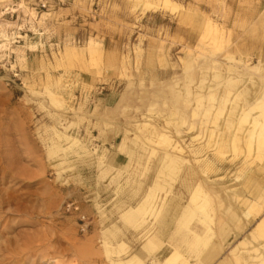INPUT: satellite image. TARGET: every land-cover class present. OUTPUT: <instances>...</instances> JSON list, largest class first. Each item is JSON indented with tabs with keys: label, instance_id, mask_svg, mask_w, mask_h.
Instances as JSON below:
<instances>
[{
	"label": "rangeland",
	"instance_id": "obj_1",
	"mask_svg": "<svg viewBox=\"0 0 264 264\" xmlns=\"http://www.w3.org/2000/svg\"><path fill=\"white\" fill-rule=\"evenodd\" d=\"M169 1L192 11V18H180L162 0H0V195L11 201L0 209V264H109L104 238L124 240L130 250L144 244L119 217L141 200L160 167L157 156L147 160L141 141L134 139L135 117L147 109L148 125L157 128L172 111L185 118L179 135L172 125L165 132L181 144L209 196L213 222L203 224L207 230L221 221L231 226L215 259L260 264L264 237L255 227L264 221V198L260 212L248 207L260 189L264 192V155L261 160L244 150L234 158L230 152L218 155V136L209 139L212 118L204 116L209 104L203 97L192 117L195 94L185 100L182 88L189 71L195 93V82L214 59L221 72L217 97L224 78L244 71L242 63H258L264 0ZM203 20L215 26L217 48L211 36L201 37ZM206 78L205 85L214 82ZM46 90L62 101L60 108L48 102ZM58 120L87 153L76 146L65 154L47 153L52 141L66 144L56 132L62 130ZM247 174L253 176L249 182ZM177 180L162 205V244L151 250L155 262L172 253L192 255L181 221L186 214L202 219L189 202L190 182ZM238 207L249 211L240 213V229L229 221Z\"/></svg>",
	"mask_w": 264,
	"mask_h": 264
},
{
	"label": "bare ground",
	"instance_id": "obj_2",
	"mask_svg": "<svg viewBox=\"0 0 264 264\" xmlns=\"http://www.w3.org/2000/svg\"><path fill=\"white\" fill-rule=\"evenodd\" d=\"M20 1L23 2V0ZM137 1L143 0H135V2ZM162 2L164 7L172 11H177L180 18L185 20H190L192 18L193 12L189 9H182L169 0H162ZM200 26V28H202L201 37L203 38L207 35L211 36L212 44H214V48H217V43L220 41V38L216 34L215 26L211 22L205 20L202 21ZM8 44L9 40L5 38L3 45L7 46ZM257 56V64L250 67L247 66L246 62H244L242 63L244 64L243 72L240 74L238 73V75L236 72L235 74L231 73L234 75H229L227 78H224L223 93L217 97L215 95L219 82H217V80L221 76V72L217 68V64H219L217 60L213 59L210 61L209 66H211V69L209 72L206 68L201 72L200 80L195 82V93L191 91V86L189 85L193 82L190 72L185 71L184 80H186V85L182 88L185 100H189L191 96L195 94L191 116L195 117L197 115L204 97V100L209 104V107L204 110V116L210 115L212 118L209 139L212 138L213 134L218 136L216 140V153L222 157L227 154V152H230L234 158L242 150H244L248 156L251 154L255 155L258 160H261L264 155V43L257 52ZM160 59H162V57H160ZM208 75L214 79V82L207 83L205 85V80ZM240 82H242V89L237 91V94H230L231 87ZM203 87L206 89L204 94L201 93V89ZM257 91H260L259 95H256L253 98V94ZM30 92L32 93V91ZM45 94L48 102L52 106L56 108L61 107L62 101L55 98L49 90H46ZM242 97L246 100V102L239 104L238 101ZM189 103L190 102H188V104ZM147 110L148 111L146 113L142 112L141 115L135 117L139 123L135 125L136 135L134 136V139L141 141L143 150L147 153V160H150L152 155L157 156L160 161V167L158 168L155 180L143 194L141 200L137 202L135 206L124 208L119 217L125 224L132 227V229L136 231L137 235H140V240L142 239L145 241L139 249L130 250L127 245L128 242L126 243L124 240L113 242L111 239L104 238L101 244L105 253L104 255L106 256L109 264H210L211 262H214L212 264H230L229 259L215 258L220 253L222 248L221 242L224 243L226 241L229 233L228 230L231 226L227 221H221V225L216 226L215 229L207 230L203 222L206 221L210 225H212L213 222V209L210 206L209 196L202 191L200 185L195 179L194 173L191 171V166L183 158V149L181 144H179L178 141H172L167 132H165V130L170 129V126L172 125L175 133L179 135L181 130L179 131L178 126L186 123L185 118L178 112L172 111L169 115L171 118H169L168 121H165V124L162 127L157 128V126L153 127L150 124L148 125L146 115L149 113L150 109ZM144 114L146 117H144ZM57 123L60 125L62 130L56 131L55 127L53 129L58 133V135L60 134L66 144L60 145L57 141H52V143H50L51 147L47 148V153L50 156H55L58 152L65 154V150L71 149L73 146H76L78 150L84 154L87 153L85 145L81 144L78 137H72L66 134L65 131L69 126H64V123L59 120ZM106 124H109V122H106ZM192 127L193 124H188V128L191 129ZM149 144H151V146ZM65 145L68 146L65 147ZM127 160L128 159L125 161L126 166L131 162V160ZM136 166H138V164ZM182 169H184V173L181 176L179 174ZM18 173L19 172L16 171L15 176ZM252 178V174L246 175L247 182L252 180ZM177 179H179L182 185H186L190 182V185H186L188 187L190 186L189 202L194 211L202 217V219L197 218L195 214L194 217L186 214L185 218L181 221L182 227L194 235V241L188 248L192 255H184L180 252L179 255L172 253L163 262H155L153 252L151 250L154 246L162 244V241L158 236L160 231L158 227V220H161L162 205L165 198L172 192V187L174 183L178 181ZM260 191L258 192L259 195L257 199H255L252 204L250 203L251 205L248 207V210H253L257 207L256 213L261 211L259 204L261 199L264 198V192ZM8 197L0 195V209L4 205L10 204L11 201ZM239 210H241V208H235V210L231 211L229 216L230 222H236V225L232 227L237 229H240L243 225L240 213L244 214V216H248L249 213V211L242 210L239 212ZM193 219L195 220V223L191 224L190 222ZM257 224L258 225H256L255 231L258 232L260 237H264V221L260 223L258 222ZM144 245H146L145 247L152 245V247L145 250ZM189 256L192 260H189ZM260 261V264H264V257L261 258Z\"/></svg>",
	"mask_w": 264,
	"mask_h": 264
},
{
	"label": "crops",
	"instance_id": "obj_3",
	"mask_svg": "<svg viewBox=\"0 0 264 264\" xmlns=\"http://www.w3.org/2000/svg\"><path fill=\"white\" fill-rule=\"evenodd\" d=\"M188 234L190 236V239H189V241H187V249L189 248L190 245H192V243L194 241V235L191 232H188Z\"/></svg>",
	"mask_w": 264,
	"mask_h": 264
}]
</instances>
